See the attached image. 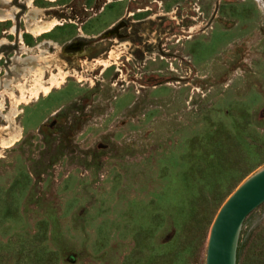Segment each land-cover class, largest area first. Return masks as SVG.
<instances>
[{
	"label": "rangeland",
	"instance_id": "obj_1",
	"mask_svg": "<svg viewBox=\"0 0 264 264\" xmlns=\"http://www.w3.org/2000/svg\"><path fill=\"white\" fill-rule=\"evenodd\" d=\"M0 14V264H205L219 207L264 166V0ZM236 264H264V202Z\"/></svg>",
	"mask_w": 264,
	"mask_h": 264
},
{
	"label": "water",
	"instance_id": "obj_2",
	"mask_svg": "<svg viewBox=\"0 0 264 264\" xmlns=\"http://www.w3.org/2000/svg\"><path fill=\"white\" fill-rule=\"evenodd\" d=\"M263 202L264 166L246 177L219 207L209 230L205 264H236L243 221Z\"/></svg>",
	"mask_w": 264,
	"mask_h": 264
},
{
	"label": "bare ground",
	"instance_id": "obj_3",
	"mask_svg": "<svg viewBox=\"0 0 264 264\" xmlns=\"http://www.w3.org/2000/svg\"><path fill=\"white\" fill-rule=\"evenodd\" d=\"M30 1L31 0H28V3H30ZM10 17H12L11 15H10ZM5 19H8V17H5V15H3V14H0V21H3V20H5ZM10 19V18H9ZM49 24H51V23H49ZM51 26V25H50ZM41 27H37V28H32V29H29L28 31H30L33 35H35V36H38V35H40V34H42L43 32H45L46 30L48 31V28H46L45 30H43V29H40ZM52 85V84H51ZM57 85H58V83H57ZM48 91V87H44V89H43V93L45 94L46 92ZM38 94V91H35V96ZM28 101V100H27ZM2 103V102H1ZM0 103V107H1V104ZM3 107V106H2ZM11 112V111H10ZM13 112V111H12ZM15 113H17V112H15ZM4 114V113H3ZM7 114V113H6ZM1 116V115H0ZM4 116V115H3ZM13 116H14V114H13ZM11 119V118H10ZM7 125V124H6ZM6 127V126H5ZM10 138V137H9ZM8 139V138H7ZM11 140V139H10ZM10 140L8 139V141L10 142ZM7 140H5V142H6ZM12 141H13V137H12ZM3 144V146L5 147L6 145H8L7 143H2ZM11 143H9V145H10Z\"/></svg>",
	"mask_w": 264,
	"mask_h": 264
}]
</instances>
